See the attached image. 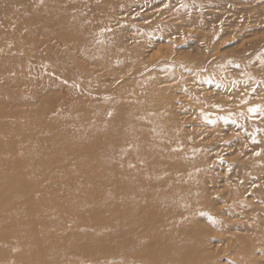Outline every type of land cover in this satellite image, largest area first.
I'll return each instance as SVG.
<instances>
[{"label":"rangeland","instance_id":"1","mask_svg":"<svg viewBox=\"0 0 264 264\" xmlns=\"http://www.w3.org/2000/svg\"><path fill=\"white\" fill-rule=\"evenodd\" d=\"M0 264H264V0H0Z\"/></svg>","mask_w":264,"mask_h":264},{"label":"bare ground","instance_id":"2","mask_svg":"<svg viewBox=\"0 0 264 264\" xmlns=\"http://www.w3.org/2000/svg\"><path fill=\"white\" fill-rule=\"evenodd\" d=\"M150 120H154V118L151 117ZM173 146H174V141L172 142L170 147L172 148ZM179 178H181V177H179ZM187 184H188V186H189V188L191 190L192 195H194V193L192 192L194 190V183L190 179H188L187 180ZM175 247L167 248V250L165 251V255H164L165 259L164 260L169 261L171 259H173V260L182 259L183 261H186L187 257L183 256V255H179L178 251H177V249Z\"/></svg>","mask_w":264,"mask_h":264}]
</instances>
